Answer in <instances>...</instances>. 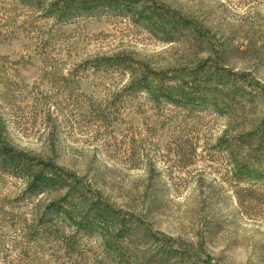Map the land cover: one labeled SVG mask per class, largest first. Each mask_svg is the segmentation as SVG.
Instances as JSON below:
<instances>
[{
    "label": "rangeland",
    "instance_id": "374dc122",
    "mask_svg": "<svg viewBox=\"0 0 264 264\" xmlns=\"http://www.w3.org/2000/svg\"><path fill=\"white\" fill-rule=\"evenodd\" d=\"M158 1L209 40L193 30L161 39L119 16L60 23L0 0V140L66 173H45L29 196L32 169L0 170V264H161L144 227L186 254L166 264H264V162L221 146L264 118V0ZM117 57L131 59L127 71L94 66ZM215 64L233 77L201 84L216 108L124 93L148 69L178 70L170 83L183 88ZM63 198L65 222L40 226ZM97 200L143 230L96 216L94 234H75Z\"/></svg>",
    "mask_w": 264,
    "mask_h": 264
},
{
    "label": "trees",
    "instance_id": "16d2710c",
    "mask_svg": "<svg viewBox=\"0 0 264 264\" xmlns=\"http://www.w3.org/2000/svg\"><path fill=\"white\" fill-rule=\"evenodd\" d=\"M20 4L27 5L41 12L46 18H55L60 23L71 22L79 18H97L101 16H119L126 17L133 21L134 24L148 29L156 34L159 38L165 40H175L179 32L184 30H193L195 38L200 41H208L209 38L196 27V24L183 17L176 10L161 3L158 0H13ZM131 59L127 57H117L103 59L94 66L102 71H120L124 72L130 68ZM216 67L196 68L191 70L187 75L191 81L187 82L184 87L176 86L170 82L179 79L180 74L177 71H150L146 72L135 80L129 87L124 90L128 96L142 91L150 94L151 100L160 107L162 104H172L175 107L190 110L193 112L197 108H207L209 106L216 108L218 100L208 99V94L201 90V84L208 88L209 84L218 81L223 84V78L232 79L227 70ZM173 72V75H170ZM190 85V87H189ZM212 86V85H211ZM210 86V87H211ZM189 87L188 91L185 88ZM212 90V89H211ZM224 148L232 149L234 146L237 152L245 153L248 158L264 162V118L251 131L241 133L235 137V145H230L227 141L221 144ZM238 153V155H240ZM34 172L33 181L28 187L29 196L38 194L42 188V181L45 173L54 174L56 177H63L61 169L51 162L36 161L35 158L26 156L14 148L6 145L0 140V170L5 173H11L18 176L25 170ZM65 199L52 202L49 204L41 218L38 220L40 226L48 225L56 219L65 222L66 219L61 217V208L66 204ZM96 214V215H92ZM120 219L121 225L131 229L130 224L136 225L132 234L137 235L138 231L143 230L140 221L135 222L138 218L123 210L115 209L109 203L101 200L94 201L88 206L86 215L82 219L72 223L76 229L75 234H94L95 217ZM55 219H54V218ZM85 218V220H84ZM133 218V219H131ZM142 228V229H141ZM45 230V226L43 228ZM145 229L146 235L157 243L161 248L160 251L153 255H160V263L166 264L172 259L184 260L186 254L177 249H172V245L158 237L149 228ZM151 259V257H150Z\"/></svg>",
    "mask_w": 264,
    "mask_h": 264
}]
</instances>
